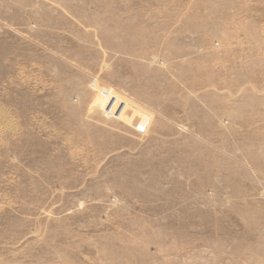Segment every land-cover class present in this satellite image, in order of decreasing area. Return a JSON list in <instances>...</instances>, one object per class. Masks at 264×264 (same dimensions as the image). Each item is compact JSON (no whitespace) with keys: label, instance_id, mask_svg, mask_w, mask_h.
Returning <instances> with one entry per match:
<instances>
[{"label":"rangeland","instance_id":"obj_1","mask_svg":"<svg viewBox=\"0 0 264 264\" xmlns=\"http://www.w3.org/2000/svg\"><path fill=\"white\" fill-rule=\"evenodd\" d=\"M0 264H264V0H0Z\"/></svg>","mask_w":264,"mask_h":264}]
</instances>
